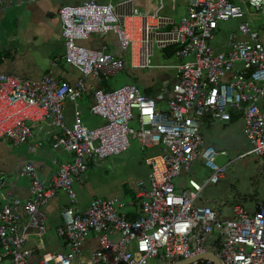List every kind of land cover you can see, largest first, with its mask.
I'll list each match as a JSON object with an SVG mask.
<instances>
[{
	"label": "built area",
	"instance_id": "2783aa9c",
	"mask_svg": "<svg viewBox=\"0 0 264 264\" xmlns=\"http://www.w3.org/2000/svg\"><path fill=\"white\" fill-rule=\"evenodd\" d=\"M7 0H0V8ZM170 0L171 10L176 2ZM141 5H144L142 9ZM264 0H192L178 21L159 14L158 0H87L58 10L64 62L79 74L72 84L50 75L39 80L20 79L0 73V140L9 146L45 140L58 131L54 148L71 155L44 184L36 169L25 165L20 175L29 182L28 196L20 199L0 181V264H74L90 237L97 249L83 264H264V201L249 212L233 205L216 209L211 200L196 204L207 186H215L226 166L217 164V153L205 146L200 119L227 123L240 114L242 133L250 155L264 165ZM249 19L250 21H247ZM236 21L228 33L226 51L210 45L219 22ZM253 25L257 27H253ZM113 35L121 51L115 56L105 44ZM101 42L99 48L82 42ZM171 50L175 64L154 66L156 51ZM128 57V63L125 60ZM134 70L160 68L173 71V83L162 89L165 109L159 110L153 96L126 84L118 89L100 87L89 91L87 81L98 83L126 67ZM91 96L89 112L103 120L85 128L78 101ZM72 103V124L65 123V104ZM136 123V127L131 124ZM136 141L141 150L159 148L145 158L147 183H138L134 219L122 212L117 199H94L78 211L76 182L84 180L89 162L121 156ZM198 161L209 172L204 184L188 180L189 189L177 191L174 181ZM58 193L69 206L61 211L55 229L63 253L46 252L36 260L27 247V235L47 232L43 208Z\"/></svg>",
	"mask_w": 264,
	"mask_h": 264
},
{
	"label": "crops",
	"instance_id": "0c3cea01",
	"mask_svg": "<svg viewBox=\"0 0 264 264\" xmlns=\"http://www.w3.org/2000/svg\"><path fill=\"white\" fill-rule=\"evenodd\" d=\"M85 1L87 0H7L0 8V73L20 79L35 81L41 79L43 76L50 75L60 81H65L70 84L74 83L79 78V74L63 60L64 45L60 35L61 27L57 14L58 10L63 6H76ZM96 1L104 4L109 0ZM184 1L185 2L179 6H177L176 2V10L174 11L171 10L170 3L169 12L171 14L165 11L161 14L173 17L178 21L186 14L192 3V0ZM186 1L189 2L187 3ZM142 7H144V5L140 3V8L142 9ZM262 40L264 42V34L262 35ZM105 44L112 50L115 56L121 57V51L113 35L108 36ZM101 45V42L89 41L88 48H99ZM168 52L171 53L170 56ZM162 53L165 58H173V52L171 50H166ZM62 62L66 64V66L62 64ZM125 69L134 70L128 66ZM135 71H144L148 73L146 74V79L148 80L146 83H148L147 85L149 86L143 91H150L151 96L157 101L158 109L164 110L166 95H162L161 90L173 83V75L145 70ZM155 84H158L157 87L160 86V97L155 93ZM96 87V81L94 79H89L87 82L88 90L92 91V89ZM103 89L110 90V88L106 86H104ZM80 101H78V107L76 109L80 111L79 102L81 106L85 105V107L89 109L91 105V96L84 97ZM73 108L74 106L72 105L70 112L65 115L66 122L70 126L72 124ZM64 112H67V107H65ZM239 117L238 120H232L231 118L229 122L222 123L205 116L204 122L207 125H210V121L216 123L217 127L222 129V134L227 136L223 133L225 131L224 128L231 124H235L237 121L243 123L241 115ZM241 128H243V126ZM45 130H49L51 134L45 140L40 139V144L37 143L41 135L40 133L36 141L28 142V144L20 146L11 147L6 141L0 140V181L4 184L3 188L14 197L25 199L28 196L29 182L20 175V171L25 165L33 166L36 169L40 181L47 184L50 181L51 175L57 173L59 165L71 160L70 154L59 148H54L53 146L59 132L50 127H45ZM203 141L205 146L212 147L217 153H229L227 150L229 149L227 139L225 143L223 142L224 144L219 143L220 141H217V144L213 142L207 143L204 138ZM247 144L249 148L247 152H245L246 154L241 157L250 155L251 147L248 141ZM126 153H129V150ZM140 153H143V150L140 149ZM123 155L117 158H108L109 160L105 159L88 163L85 179L76 182L73 187L77 196L76 208L78 211H85L89 203L94 199H117L125 204L122 212L126 214L127 219L131 220L132 216L134 217V212L136 210L134 206H131V202L138 203L137 185L138 183H147L149 167L145 164L144 158V167L140 168V166H138L134 168V165L137 164L136 159H129L126 156L122 157ZM257 168L258 171L263 170L261 174H264L262 160ZM129 169L131 170L129 171ZM204 170L207 171L206 169ZM185 176L186 173L175 180L174 184L177 191L189 189L187 184L188 180L186 184L183 181ZM246 200L248 203L252 202V205L245 207L249 212H252L254 206L258 202L264 201V198L255 196L254 198L252 197ZM196 204H205L202 202L201 196L197 199ZM222 205L220 209H224L225 211L230 207L226 204L227 208H223L225 205ZM68 206L69 201L66 195L58 193L43 208V213L47 219L46 234L41 237H36L34 233L29 232V235H27V247L35 250L33 260H36L41 254L46 252L63 253L65 251L63 242L60 241L55 234V229L61 224L62 209ZM97 247L96 238L90 236L83 244L74 264L87 263L91 252L96 250Z\"/></svg>",
	"mask_w": 264,
	"mask_h": 264
},
{
	"label": "rangeland",
	"instance_id": "374dc122",
	"mask_svg": "<svg viewBox=\"0 0 264 264\" xmlns=\"http://www.w3.org/2000/svg\"><path fill=\"white\" fill-rule=\"evenodd\" d=\"M184 2H185L184 0L177 1V6L183 4ZM186 2L188 3L189 1ZM158 5H159V14L163 13L164 11L168 14L170 13L169 0H158ZM246 20L250 21L249 19ZM236 21L232 20L230 22H219L218 31L215 33L214 39L210 43L214 51L216 52L226 51L227 36L228 33L234 29L236 25ZM254 22L256 25H260L264 22V19L260 13L255 15ZM254 22H252V26H255L253 25ZM88 43L89 41L82 42L81 45L88 47ZM125 60L126 62H128V57H125ZM151 62L152 65L154 66H170L175 64V60L173 58L171 59L165 58L163 56V53L160 51L155 52L153 58L151 59ZM62 64L64 63L62 62ZM64 65L66 66V64ZM148 71L155 73H167L173 75L172 70L169 71L165 69L161 70L160 68L152 69ZM146 74L148 73L144 71L124 69L113 76L102 79L100 83H98L96 80L95 81L97 87L103 88L106 85V87L110 88V90L120 88L125 84H134L138 88V90L142 92L145 88L149 86L147 85L148 83H146L148 82V80L146 79ZM157 86L158 84H155L154 86L155 93L160 97L159 94L161 93L159 92L160 86L159 87ZM80 102L79 104H80L81 117L85 128L93 129L95 127L100 126L103 123V120H101L98 117L92 116L88 108L85 107V105L81 106ZM71 106L72 104L68 102L65 104V107H67V112L66 113L64 112V116L68 112H70ZM204 119H205L204 117L200 119L202 124L200 127V133L203 136L205 142L207 143L213 142L217 144V141H220L219 143H223V142L225 143L227 139L229 144L228 145L229 149L227 150L229 151V153H226V157L216 158L218 165L226 166L225 173L215 186H207L203 190L201 195L202 202L205 203L206 201L211 200L212 202H214L213 204L214 208H220V204L225 205L223 208H227L226 204H228V206L230 207H232L233 205H240L247 207L252 205V202L248 203L246 199L252 197L254 198L255 196L264 198V174H261L263 170L258 171L257 168V166L260 165L261 163L260 158H258L255 155H248L241 157L244 154H246L245 152H247L249 148L245 136L243 135V133H241L242 132L241 127L243 126V123L241 121H237L235 124H231L228 127L224 128L225 131L223 133L227 135L224 136L222 134V129L218 128L216 123L210 121V125H207L205 124ZM64 121L67 126H70L67 124L66 119ZM131 126L136 127L137 124L132 123ZM130 146L131 147L129 149V153H126L122 157L126 156L129 159H133V158L136 159L137 164L134 165V168H137L138 166H140V168L144 167L143 159L156 155L158 151V148L154 147V149H148V150L146 149L143 151V153H140V148L136 141H131ZM217 147L219 148L218 145ZM111 158H117V156ZM200 165L201 164L198 161H195L193 163V165L186 173V176L183 180L185 184L187 180L190 179L195 180L199 184H204V182H206V180L209 177V174L201 167L202 165L201 166ZM130 170L131 169H129V171ZM149 263L160 264L154 259L150 260ZM162 264L165 263L162 262Z\"/></svg>",
	"mask_w": 264,
	"mask_h": 264
},
{
	"label": "trees",
	"instance_id": "16d2710c",
	"mask_svg": "<svg viewBox=\"0 0 264 264\" xmlns=\"http://www.w3.org/2000/svg\"><path fill=\"white\" fill-rule=\"evenodd\" d=\"M168 55L170 56L171 53L168 52ZM105 86H106V85H105ZM142 93L145 94V95H149V96H151L150 91H143ZM239 116H240V114H232V120H238V119L240 118ZM213 204H214V203L211 204L212 207H213ZM221 205H222V204H220V206H221ZM222 206H223V205H222ZM134 217H135V216H134ZM134 217L132 216L131 220H133Z\"/></svg>",
	"mask_w": 264,
	"mask_h": 264
},
{
	"label": "water",
	"instance_id": "95a60500",
	"mask_svg": "<svg viewBox=\"0 0 264 264\" xmlns=\"http://www.w3.org/2000/svg\"><path fill=\"white\" fill-rule=\"evenodd\" d=\"M208 256L214 261V264H218L217 260L215 259V257L212 254H208ZM180 264H187V262H182Z\"/></svg>",
	"mask_w": 264,
	"mask_h": 264
}]
</instances>
